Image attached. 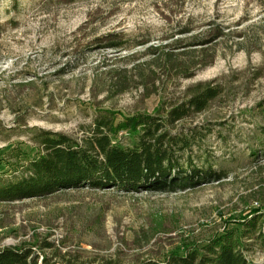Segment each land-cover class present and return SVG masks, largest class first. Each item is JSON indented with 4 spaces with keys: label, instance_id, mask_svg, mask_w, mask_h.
<instances>
[{
    "label": "rangeland",
    "instance_id": "obj_1",
    "mask_svg": "<svg viewBox=\"0 0 264 264\" xmlns=\"http://www.w3.org/2000/svg\"><path fill=\"white\" fill-rule=\"evenodd\" d=\"M204 53L214 64L192 67ZM200 83L220 95L172 133L192 140L185 157L225 179L1 202L0 249L49 264H141L264 218V0H0V182L41 155V129L82 141L99 116H164ZM138 138L121 131L115 143ZM262 227L244 240L255 264Z\"/></svg>",
    "mask_w": 264,
    "mask_h": 264
},
{
    "label": "trees",
    "instance_id": "obj_2",
    "mask_svg": "<svg viewBox=\"0 0 264 264\" xmlns=\"http://www.w3.org/2000/svg\"><path fill=\"white\" fill-rule=\"evenodd\" d=\"M77 1L60 0L65 4ZM215 31V37L223 35ZM214 61L215 54L204 53L192 67L211 66ZM191 94L187 102L172 106L164 116L138 113L125 116L119 122L112 115L99 116L91 134L82 141L41 129L38 134L41 155L28 163L24 175L0 182V203L48 198L72 189L165 191L225 179L226 172L199 166L195 157H185L183 152L192 147V140L172 133L178 122L205 111L220 95V90L209 83H200L192 88ZM121 131L137 133L138 142L130 148L115 143ZM238 223L242 228L237 225L226 229L200 249L174 254L165 260H145L141 264H255L247 255L249 246L244 240L255 235L264 218L259 220L257 216ZM0 264L49 263L47 260L40 263L27 248L5 247L0 249Z\"/></svg>",
    "mask_w": 264,
    "mask_h": 264
}]
</instances>
